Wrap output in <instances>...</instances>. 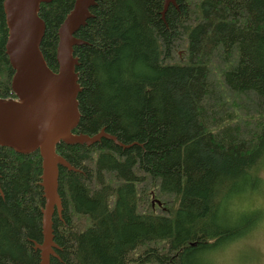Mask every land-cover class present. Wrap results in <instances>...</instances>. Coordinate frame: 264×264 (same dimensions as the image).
Masks as SVG:
<instances>
[{
    "label": "trees",
    "instance_id": "1",
    "mask_svg": "<svg viewBox=\"0 0 264 264\" xmlns=\"http://www.w3.org/2000/svg\"><path fill=\"white\" fill-rule=\"evenodd\" d=\"M74 0L39 6L40 50L57 70V29ZM98 0L75 36L80 120L59 143L58 258L50 264H185L198 246L210 185L264 152V0ZM0 98H15L3 50ZM39 153L0 146V264H38ZM154 195L159 204H152Z\"/></svg>",
    "mask_w": 264,
    "mask_h": 264
},
{
    "label": "water",
    "instance_id": "2",
    "mask_svg": "<svg viewBox=\"0 0 264 264\" xmlns=\"http://www.w3.org/2000/svg\"><path fill=\"white\" fill-rule=\"evenodd\" d=\"M52 0H2L7 27L5 54L13 70L10 89L15 98H0V146L20 154L38 152L41 158L40 243L32 242L39 254L38 264H50L58 258L59 246L54 242L53 215L61 218L62 201L58 193L59 168L78 172L56 152L59 143L91 146L102 139L127 148L118 139L101 129L89 136L73 133L80 120L77 95L81 91L76 67L78 58L74 47L85 42L75 36L91 17L90 8L98 0H74L57 29L55 60L57 70L52 71L40 50L45 23L39 17V6ZM169 5L177 7L175 0H164L161 18ZM0 195L3 197L0 188ZM159 202L152 196V204Z\"/></svg>",
    "mask_w": 264,
    "mask_h": 264
},
{
    "label": "clouds",
    "instance_id": "3",
    "mask_svg": "<svg viewBox=\"0 0 264 264\" xmlns=\"http://www.w3.org/2000/svg\"><path fill=\"white\" fill-rule=\"evenodd\" d=\"M197 247L185 264H264V152L210 185Z\"/></svg>",
    "mask_w": 264,
    "mask_h": 264
},
{
    "label": "flooded vegetation",
    "instance_id": "4",
    "mask_svg": "<svg viewBox=\"0 0 264 264\" xmlns=\"http://www.w3.org/2000/svg\"><path fill=\"white\" fill-rule=\"evenodd\" d=\"M1 9H2V5H1ZM2 13H3V10H2ZM2 25H3L4 30L6 28V34L4 33V35H3V41H4L3 50H4V53H5V41H6V37H7V27H6V23H5L4 13H3Z\"/></svg>",
    "mask_w": 264,
    "mask_h": 264
},
{
    "label": "rangeland",
    "instance_id": "5",
    "mask_svg": "<svg viewBox=\"0 0 264 264\" xmlns=\"http://www.w3.org/2000/svg\"><path fill=\"white\" fill-rule=\"evenodd\" d=\"M152 196H153V198L155 199L154 195H151V199H152ZM154 204H156V202H155Z\"/></svg>",
    "mask_w": 264,
    "mask_h": 264
}]
</instances>
